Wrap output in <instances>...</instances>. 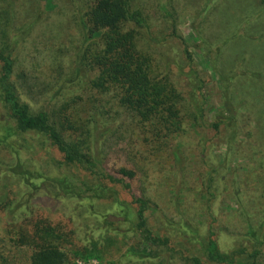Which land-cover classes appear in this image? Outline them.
<instances>
[{"label":"rangeland","instance_id":"obj_1","mask_svg":"<svg viewBox=\"0 0 264 264\" xmlns=\"http://www.w3.org/2000/svg\"><path fill=\"white\" fill-rule=\"evenodd\" d=\"M139 3L149 25L141 31L154 65H160L162 73L170 76L191 111L196 107L191 98L194 94L204 109V116L198 122L185 114L184 132L169 139L167 145L152 135L141 134L127 115L116 117L102 112V107L110 111L112 104L110 95L92 88L97 72L91 64L100 47L97 40L87 39L81 27L85 3L82 6L76 0H55L54 8L48 11L41 0H0V44L3 49L10 48L15 60L13 80L22 100L33 112L59 111L65 104L69 107L68 115L86 120L97 115L102 131L112 127L113 132L100 143L105 159L112 155L108 168L118 165L123 143L130 146L136 162L145 169L138 187L152 201L149 226L161 236H168L170 246L182 250L184 257H200L204 264H222L209 262L191 231L181 227L184 219L189 218L204 235H209L212 228L221 251L229 253L241 243L249 252L253 251L254 243L248 241L249 236L243 238L248 216L257 221L256 228L260 227L259 223L264 224L262 182L254 174L255 161L262 159L260 155L264 152L258 142L264 129V0H140ZM173 27L178 37L171 36ZM186 51L193 59L198 78L192 74L193 66L187 61ZM216 52L219 58L214 70L210 60ZM224 74H235L236 78L229 82L222 79ZM227 83L232 85L234 102L241 108V128L235 142L243 157L239 154L230 160L228 157L223 164L232 129L222 124L216 131L210 125L219 122L216 116L222 112ZM243 100L245 105L239 106ZM176 149L185 160L183 171L173 160ZM48 150L51 155L40 150L24 151L20 156L31 170L57 177L63 172L53 159L62 161L63 156L53 147ZM14 160L10 151L0 150V236L6 230L8 211L17 209L18 219L30 208L51 220L71 221L70 229L79 246L98 241L103 250L114 239V244L121 248L118 251L113 247L112 254L101 255L100 259L78 260L79 264H166L167 261L186 264L181 255H172L163 247H154L162 255L158 262L128 256L135 237L126 232L130 223L116 216L120 212L119 204L106 200L82 203L60 200L55 197L60 188L45 180L36 181L39 188L30 191L20 178L6 177L4 164L13 165ZM73 171L83 175L80 170ZM112 187L119 192L121 201L132 202L129 191L121 185ZM238 189L247 207L238 204L241 202L236 195ZM30 192L34 199H30L29 207L21 206ZM209 193L217 200L209 201ZM107 223H111L110 227ZM262 250L258 261L264 264V244Z\"/></svg>","mask_w":264,"mask_h":264},{"label":"trees","instance_id":"obj_2","mask_svg":"<svg viewBox=\"0 0 264 264\" xmlns=\"http://www.w3.org/2000/svg\"><path fill=\"white\" fill-rule=\"evenodd\" d=\"M41 1L46 4L48 11L54 8L55 0ZM76 1L79 5L83 3L86 5L80 16V24L88 36L87 39L97 40L100 47L91 68L97 72L96 78L92 81V88L100 94L110 95L111 98L110 111L102 107L103 113L116 117L127 115L141 134L152 135L164 145H167L173 136L184 132L185 114L194 117L196 122L203 118L204 109L199 105L198 97L195 94L191 96L192 103L196 106L191 111L183 93L170 76L162 73L160 65H154L151 53L146 50L144 33L141 31L149 25L146 24L144 11L139 6L140 0ZM173 22L176 23V20L174 19ZM193 32L195 34L196 29ZM171 36L178 37L174 27ZM186 54L188 63L193 66L192 74L198 78L193 59L188 51ZM214 56L210 63L215 70L219 58L218 52ZM167 60L170 63V59ZM0 62L2 63L0 150L10 151L15 158L13 165L4 164L6 166L4 171H8L6 177L20 178L30 191L39 188L36 181L45 180L54 183L60 188L55 196L60 200H76L80 203L84 200L92 202L106 200L119 204L120 212L116 216H121L130 223V229L126 232L135 237V243L130 246L128 256L158 262L162 255L158 250H154V247L157 249L163 247L172 255L174 253L181 255L186 264H204L200 257H184L182 250L170 246L171 239L168 236H161L149 226L148 212L152 210V201L147 197L146 192L138 187L145 169L136 162L130 146L123 143V156L118 159V165L112 169L108 168L112 155L106 157L107 161L100 143L108 133L113 132L112 127L102 131L97 115H93L89 120L75 114L68 115L66 110L69 107L65 104L59 111L50 112L46 109L33 112L31 106L22 100L19 88L13 80L15 60L10 48L3 49L1 44ZM234 78H236L235 74L222 75V79L229 82ZM234 97L232 85L227 83L224 88L222 112L216 116L219 122L210 125L216 131L220 130L222 124H227L232 129L223 164L237 154L243 157L235 142L241 128L239 117L242 113L241 108L235 104ZM78 99L81 100L80 97ZM95 102L100 104L98 100ZM245 103L243 100L239 106H244ZM111 118L113 119L112 116ZM202 123V126L207 127L205 122ZM261 133L263 135H260L258 142L261 151H264V129ZM50 147L57 149L63 156L62 161L55 157L53 159L54 165L63 172L57 177L47 176L38 169L31 170L21 159L20 155L24 151L41 150L51 155L48 150ZM260 158L262 159L255 161L254 174L260 177L259 182H262L264 195V152L261 153ZM173 160L183 171L185 160L179 149L175 150ZM73 169L80 170L83 175L75 173ZM112 185H121L129 191L132 202L121 201L119 192ZM49 194L52 195V192L50 191ZM209 194H211L209 201L217 200L214 194ZM236 195L241 201L238 204L247 207L240 196V190ZM263 195L261 194L262 198ZM31 198L34 199L30 192L21 206L28 208ZM134 205L136 207H133ZM18 210L20 211V205ZM16 211L17 209L10 210L6 215V230L0 236V264H79L78 260L100 259L101 255L112 254L113 247L121 251V248L114 244V239L112 245H104L103 250L99 247L101 243L98 241L90 244L81 243L79 246L74 231L70 229L71 221L51 220L44 213L31 211L30 208L17 219ZM256 224L257 221L251 216L245 221L246 233L243 238L249 236L248 241L254 243L252 252H249L247 247L244 248L242 243L229 253L221 251L219 242L215 238V231L210 228L209 235H204L189 218L184 219L181 228L184 231H191L193 238L197 240V244L202 247L207 260L211 263L262 264L258 260L263 254L264 240L261 237L264 235V224L259 223L260 227L259 225L257 227L259 230ZM107 225L110 227L111 223ZM112 228L117 230L116 226ZM185 235L189 234L183 233V236ZM168 263L167 261L166 264Z\"/></svg>","mask_w":264,"mask_h":264}]
</instances>
